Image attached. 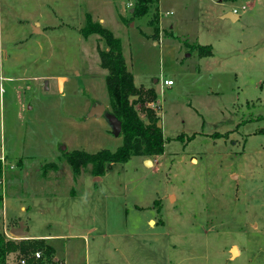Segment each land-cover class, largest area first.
Masks as SVG:
<instances>
[{
    "label": "rangeland",
    "instance_id": "374dc122",
    "mask_svg": "<svg viewBox=\"0 0 264 264\" xmlns=\"http://www.w3.org/2000/svg\"><path fill=\"white\" fill-rule=\"evenodd\" d=\"M135 5L0 0V233L23 240L10 229L24 222V240L55 249L31 254L41 264H264V0H159L143 16ZM88 15L121 40L136 85L154 88L156 102L135 107L148 123L152 106L169 140L102 177H76L64 158L123 144L87 116L112 110L105 43L80 31Z\"/></svg>",
    "mask_w": 264,
    "mask_h": 264
},
{
    "label": "trees",
    "instance_id": "16d2710c",
    "mask_svg": "<svg viewBox=\"0 0 264 264\" xmlns=\"http://www.w3.org/2000/svg\"><path fill=\"white\" fill-rule=\"evenodd\" d=\"M228 1L233 2L236 0ZM157 2L159 0H136L133 14L136 16L145 15L152 5ZM155 29V34H159V29L156 27ZM80 31L85 37L99 35L105 43L106 49L99 50L100 65L108 71L105 81L111 98L112 110L110 112L122 121L121 136L123 137V144L115 152L108 149H101L96 153H90L86 150L64 152V158L72 168L74 175L78 177L83 171L91 167L90 172L94 176L102 177L112 168V165L127 163L135 156L152 158L153 156L163 155L165 144L169 140L158 125L161 118L151 106L144 111L148 118V123H146L135 107L138 102H147L148 106L155 103L158 97L154 88L150 87L148 89L136 85L133 74L126 64L121 40L111 30L98 21L93 22L91 16L88 15L86 24ZM199 47L201 50L200 56L213 55L212 46H206L205 51L203 50L205 45ZM135 97L138 98V101L134 99ZM50 166L56 168L55 163H50ZM2 176L3 164L0 158V179ZM1 189L0 187V203L3 202ZM37 249L52 258L56 255L54 247L45 241H38L37 239L17 241L6 238L3 233H0V264H8L9 257L13 253H18L23 259H27V264H41L38 261L31 260L33 259L31 254L36 252Z\"/></svg>",
    "mask_w": 264,
    "mask_h": 264
},
{
    "label": "water",
    "instance_id": "95a60500",
    "mask_svg": "<svg viewBox=\"0 0 264 264\" xmlns=\"http://www.w3.org/2000/svg\"><path fill=\"white\" fill-rule=\"evenodd\" d=\"M133 12V9H131ZM237 16V13L236 11L234 12H230V13H227L225 14V18H229L230 20H234ZM87 116L89 118H100V117H104L107 122L109 123V125L111 126V131L112 133L118 138L119 136H121L122 134V121L116 116V115H113L111 112L107 111L106 110V106L105 104L103 103H97L95 105H93ZM63 150H65V147L62 148ZM145 164L147 166H149L151 164V160H145ZM10 233L16 237L17 239L18 238H21V239H27L29 238L28 237V232L25 230V224L24 222H21L20 225L18 227H12L10 229ZM233 254H235L233 252Z\"/></svg>",
    "mask_w": 264,
    "mask_h": 264
},
{
    "label": "crops",
    "instance_id": "0c3cea01",
    "mask_svg": "<svg viewBox=\"0 0 264 264\" xmlns=\"http://www.w3.org/2000/svg\"><path fill=\"white\" fill-rule=\"evenodd\" d=\"M131 11H132V10H131ZM234 11H236V10H234ZM237 17H239L238 14H237L236 18H237ZM236 18H235V19H236ZM101 20L105 21L103 18H102ZM137 86H138V85H137ZM142 86H143V85H142ZM153 87H154V86H153ZM54 198H55V197H54ZM5 209H6V208H5ZM5 209H4V210H5ZM5 211H6V210H5ZM7 212H8V211H7ZM5 213H6V212H5ZM7 215H8V214L6 213V217H7ZM11 228H12V227H11ZM29 231H30V230H29ZM30 236H31L30 238H35V237L39 236V237L45 238V239H47V240H52V238L55 237L54 235H52V236H47V235H35V236H34V235H30Z\"/></svg>",
    "mask_w": 264,
    "mask_h": 264
},
{
    "label": "built area",
    "instance_id": "2783aa9c",
    "mask_svg": "<svg viewBox=\"0 0 264 264\" xmlns=\"http://www.w3.org/2000/svg\"><path fill=\"white\" fill-rule=\"evenodd\" d=\"M173 84V80H170V79H167V80H164V85L165 86H168V85H172ZM1 159L3 160V163H5V157H1ZM8 238H11L10 235H8ZM14 239V238H12ZM38 257L41 256V254L37 253Z\"/></svg>",
    "mask_w": 264,
    "mask_h": 264
},
{
    "label": "bare ground",
    "instance_id": "6f19581e",
    "mask_svg": "<svg viewBox=\"0 0 264 264\" xmlns=\"http://www.w3.org/2000/svg\"><path fill=\"white\" fill-rule=\"evenodd\" d=\"M233 252H234L235 254H238V249L233 248Z\"/></svg>",
    "mask_w": 264,
    "mask_h": 264
}]
</instances>
